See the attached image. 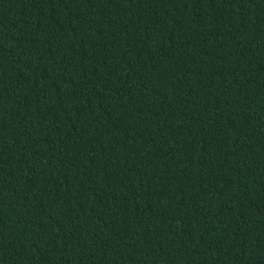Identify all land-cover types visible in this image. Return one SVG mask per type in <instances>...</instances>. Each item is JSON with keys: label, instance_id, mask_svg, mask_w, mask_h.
<instances>
[{"label": "trees", "instance_id": "1", "mask_svg": "<svg viewBox=\"0 0 264 264\" xmlns=\"http://www.w3.org/2000/svg\"><path fill=\"white\" fill-rule=\"evenodd\" d=\"M0 264H264V0H0Z\"/></svg>", "mask_w": 264, "mask_h": 264}]
</instances>
